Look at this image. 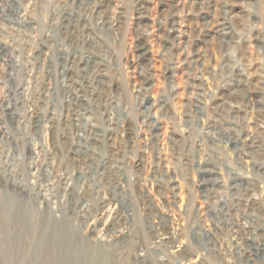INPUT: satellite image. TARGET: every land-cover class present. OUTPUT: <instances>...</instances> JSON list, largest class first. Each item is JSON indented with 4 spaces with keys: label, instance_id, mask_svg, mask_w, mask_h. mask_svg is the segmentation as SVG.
Masks as SVG:
<instances>
[{
    "label": "rangeland",
    "instance_id": "obj_1",
    "mask_svg": "<svg viewBox=\"0 0 264 264\" xmlns=\"http://www.w3.org/2000/svg\"><path fill=\"white\" fill-rule=\"evenodd\" d=\"M263 250L264 0H0V264Z\"/></svg>",
    "mask_w": 264,
    "mask_h": 264
},
{
    "label": "bare ground",
    "instance_id": "obj_2",
    "mask_svg": "<svg viewBox=\"0 0 264 264\" xmlns=\"http://www.w3.org/2000/svg\"><path fill=\"white\" fill-rule=\"evenodd\" d=\"M100 1H101V0H100ZM88 4H89V3H88ZM102 4H104V3H102ZM97 6H98V4H97ZM100 6H101V5H100ZM102 6H103V5H102ZM180 6H181V5H180ZM110 7H111V6H110ZM96 8H97V7H96ZM106 9H107V8H106ZM223 9H224V8H223ZM100 11H101V10H100ZM100 11H99V12H100ZM108 11H109V10H108ZM111 11H112V10H111ZM72 12H73V11H72ZM73 13H74V12H73ZM96 13H97V12H96ZM66 14H67V13H66ZM74 16H75V15H74ZM74 16H73V17H74ZM101 17H107V16H104V15L102 16V15H101ZM101 19H102V18H101ZM104 19H105V18H104ZM65 20H66V19H65ZM99 20H100V18H99ZM102 20H103V19H102ZM68 22H69V20H68ZM70 23H71V22H70ZM99 23H100V22H99ZM174 23H175V22H174ZM67 25H68V24H67ZM67 25H66L65 27H67ZM65 29H66V28H65ZM171 38H172V37H171ZM188 38H189V37H188ZM71 44H72V43H71ZM184 44H185V43H184ZM72 50H73V49H72ZM67 52H68V51H67ZM72 52H73V51H72ZM140 52H141V51H140ZM186 52H187V51H186ZM65 53H66V52H65ZM75 53H76V51H75ZM60 54H61V53H60ZM72 54H73V53H72ZM72 54H71V56H73ZM65 55H67V54H65ZM69 55H70V54H69ZM80 56H81V55H80ZM87 56H88V55H87ZM91 56H92V55H91ZM74 57H75V56H74ZM83 57H84V56H83ZM93 57H94V56H93ZM59 58H60V57H59ZM63 58H64V57H63ZM72 58H73V57H72ZM64 59H65V58H64ZM87 59H88V58H87ZM82 60H83V59H82ZM85 60H86V59H85ZM66 61H67L66 63L69 62V60H66ZM90 61H91V60H90ZM60 62H61V61H60ZM72 62H73V61H72ZM74 62H75V61H74ZM74 62H73V63H74ZM81 63H82V62H81ZM64 64H65V63H64ZM68 64H69V63H68ZM68 64H67V65H68ZM62 67H63V65H62ZM75 67H77V66H75ZM64 68H65V66H64ZM70 68H71V67H70ZM82 69H83V68H82ZM99 69H100V68H99ZM65 70H66V69H65ZM66 73H67V72H66ZM147 73H148V72H147ZM65 76H68V75H65ZM86 77H87V76H86ZM69 78H70V76H69ZM84 78H85V77H84ZM92 79H93V78H92ZM144 79H145V78H144ZM90 80H91V79H90ZM84 81H86V80L84 79ZM92 81H93V80H92ZM96 81H97V80H96ZM80 82H81V81H80ZM90 82H91V81H90ZM92 83H93V82H92ZM229 83H230V82H229ZM66 84H67V83H66ZM83 84H85V83H83ZM87 84H88V83H87ZM233 84H235V83H233ZM81 85H82V84H80V86H81ZM88 85H89V84H88ZM68 86H69V84H68ZM67 88H68V87H67ZM73 88H74V86H73ZM81 88H82V87H81ZM72 90H73V89H72ZM84 90H85V89H84ZM91 90H92V89H91ZM85 91H86V90H85ZM78 92H79V91H78V89H77V91H76L75 94H80V93H78ZM67 93H68V92H67ZM72 93H74V92H72ZM83 93H84V92H83ZM86 93H88V92H86ZM89 93H90V92H89ZM89 93H88V94H89ZM83 95H87V94H83ZM83 95H82V96H83ZM93 95H94V94H93ZM223 95H224V94H223ZM77 96H78V95H75V98H76V99H77ZM87 97H88V96H87ZM92 97H93V96H92ZM69 99H70V98H69ZM78 99H80V98H78ZM82 99H84V98H82ZM87 99H88V98H87ZM89 99H90V98H89ZM74 100H75V99H74ZM78 101H79V100H78ZM88 101H89V100H88ZM239 101H240V100H239ZM248 102H249V101H248ZM76 103H77V102H76ZM82 103H83V102H82ZM234 103H235V102H234ZM78 104H79V103H78ZM197 104H198V103H197ZM83 105H84V104H83ZM70 106H71V105H70ZM75 106H76V105H75ZM75 106H74V107H75ZM77 106H78V105H77ZM80 106H81V105H80ZM85 106H86V105H85ZM77 108H78V107H77ZM77 108H76V109H77ZM81 109H82V108H81ZM234 109H235V108H234ZM262 109H263V108H262ZM75 111L77 112V110H75ZM83 111H84V109H83ZM29 112H30V111H29ZM81 112H82V111H81ZM82 113H83V112H82ZM243 114H244V113H243ZM212 118H213V117H212ZM74 120H75V119H74ZM78 120H79V119H78ZM240 122H241V121H240ZM70 124H71V123H70ZM71 125H72V126H75V123L72 122ZM77 127H78V126H77ZM77 127H76V128H77ZM76 128H75V129H76ZM77 129H78V128H77ZM72 130H73V129H72ZM229 131H230V130H229ZM218 133H219V132H218ZM66 134H67V132H66ZM69 134H70V133H69ZM235 136H236V135H235ZM232 137H233V135H232ZM239 138H240V136H239ZM226 140H227V139H226ZM234 140H235V138H234ZM94 142H95V141H94ZM230 142H231V141H230ZM235 144H236V143H235ZM235 144H234V145H235ZM240 145H241V144H240ZM235 146H236V145H235ZM239 147H240V146H239ZM234 148H235V147H234ZM241 148H242V147H241ZM243 150H244V149H243ZM72 151H73V150H72ZM75 151H76V149H75ZM120 154H121V153H120ZM72 158H73V157H72ZM80 164H81V163H80ZM106 170H107V169H106ZM202 180H203V179H202ZM66 181H67V180H66ZM200 181H201V180H200ZM230 186H231V185H230ZM214 193H215V192H214ZM205 197H206V196H205ZM250 202H251V201H250ZM250 204H252V202H251ZM19 205H20V204H19ZM225 206H226V205H225ZM229 207H230V206H229ZM242 207H244V206H242ZM223 209H224V207H223ZM18 211H19V210H18ZM121 213H122V212H121ZM228 213H229V211H228ZM229 214H231V213H229ZM232 217H233V216H232ZM36 224H37V223H36ZM235 227H236V226H235ZM238 228H239V227H238ZM238 228H237V229H238ZM28 229H29V228H28ZM239 230H240V229H239ZM168 231H169V230H168ZM247 231H248V230H247ZM257 242H258V241H257ZM250 244H251V243H250ZM55 246H56V245H55ZM262 247H263V246H262ZM263 251H264V250H263ZM245 256H246V255H245ZM251 257H253V256H251ZM87 263H88V262H87ZM239 263H240V262H239ZM37 264H38V263H37Z\"/></svg>",
    "mask_w": 264,
    "mask_h": 264
}]
</instances>
